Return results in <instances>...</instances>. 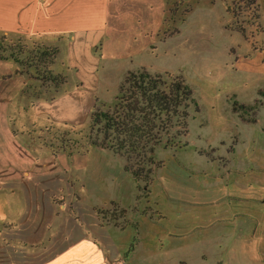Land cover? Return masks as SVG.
Instances as JSON below:
<instances>
[{
    "label": "rangeland",
    "instance_id": "obj_1",
    "mask_svg": "<svg viewBox=\"0 0 264 264\" xmlns=\"http://www.w3.org/2000/svg\"><path fill=\"white\" fill-rule=\"evenodd\" d=\"M118 1V19L148 27L154 46L114 58L98 94L105 105L93 112L114 105L129 71L182 75L199 105L190 108L189 133L180 138L185 146H158L155 162L163 165H153L149 183L138 182L124 157L92 144L101 139L92 112L61 121L38 114L25 98L58 96L65 81L36 74L45 61L22 68L2 59L13 71L0 83L28 82L6 117L36 138L29 148L39 169L29 180L32 197L0 191V217H8L0 262L264 264V0ZM16 41L6 40L0 51ZM236 102L256 109L244 117L234 111ZM16 216L32 218L38 236L20 235Z\"/></svg>",
    "mask_w": 264,
    "mask_h": 264
},
{
    "label": "crops",
    "instance_id": "obj_2",
    "mask_svg": "<svg viewBox=\"0 0 264 264\" xmlns=\"http://www.w3.org/2000/svg\"><path fill=\"white\" fill-rule=\"evenodd\" d=\"M139 5L142 11L145 3ZM121 11L118 0H0V36L58 48L51 69L66 78L56 87L58 96L41 101L25 96L38 114H52L66 122L90 117L96 106L105 105L98 94L100 88L108 84L106 78L113 73L114 58L132 56L154 46L145 33V28H149L138 21L130 25L121 22L117 17ZM0 63L4 61L0 59ZM12 71L7 64L0 65V79ZM4 81L0 83V191L25 190L26 196L32 197L29 180L39 168L36 152L29 144L36 142V138L19 130L16 121L6 117L16 97L22 98L20 94L24 93L28 82L8 88ZM27 125L31 127L35 123L29 120ZM7 218L0 217L4 222L0 230L3 238L7 235ZM15 218L20 235L38 236L32 218Z\"/></svg>",
    "mask_w": 264,
    "mask_h": 264
},
{
    "label": "trees",
    "instance_id": "obj_3",
    "mask_svg": "<svg viewBox=\"0 0 264 264\" xmlns=\"http://www.w3.org/2000/svg\"><path fill=\"white\" fill-rule=\"evenodd\" d=\"M12 41L8 36H0V48L4 42ZM18 42V43H17ZM18 40L15 45H6L0 51V59H13L22 67L38 66L45 61V69L37 70V76L44 82H64V76L51 69L55 62L58 48L44 44L27 49L28 45ZM22 55H26L22 59ZM45 59V60H43ZM264 97V89L259 91ZM199 111L198 101L192 85L179 74L152 73L146 69L129 71L121 84L115 103L106 110L92 112V127H98L101 139H94L92 144L108 149L126 159V170L138 182L149 183L154 174V152L163 145L168 148H182L181 137L189 133L188 121L190 108ZM256 109L254 105L234 104V111L248 116Z\"/></svg>",
    "mask_w": 264,
    "mask_h": 264
}]
</instances>
